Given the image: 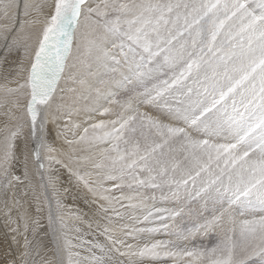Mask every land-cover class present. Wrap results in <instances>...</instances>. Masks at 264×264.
I'll list each match as a JSON object with an SVG mask.
<instances>
[{
  "label": "snow or ice",
  "instance_id": "1",
  "mask_svg": "<svg viewBox=\"0 0 264 264\" xmlns=\"http://www.w3.org/2000/svg\"><path fill=\"white\" fill-rule=\"evenodd\" d=\"M0 75V264H264V0H0Z\"/></svg>",
  "mask_w": 264,
  "mask_h": 264
},
{
  "label": "bare ground",
  "instance_id": "2",
  "mask_svg": "<svg viewBox=\"0 0 264 264\" xmlns=\"http://www.w3.org/2000/svg\"><path fill=\"white\" fill-rule=\"evenodd\" d=\"M35 2H39V0H35ZM33 30H35V29H33ZM91 39H93V37L88 35L86 33L85 29L81 28L78 31L77 39L74 43L73 60H71V62H75L77 64V69H74L73 71H79L81 73H84L86 81L89 83H94L97 78L94 76L93 77L87 76V72L89 71V66H91L92 71H95V59H94L95 58V52L89 53V40H91ZM34 41L35 40H33V42ZM108 47L112 51H118L116 49H111L110 45ZM22 55H23V52L21 50V52L18 54L13 53L12 58L16 57L14 59H18ZM117 58H119V57H117ZM1 80H2L3 84L5 85L6 81L3 79L2 75H0V81ZM65 86L66 85L62 81L61 87H65ZM67 86L80 88V85L72 84L70 81L68 82ZM7 87L15 88L16 84L14 82L7 83ZM0 92H2V91H0ZM69 95H71V94H69ZM100 119H109V117L97 115L93 118L92 122H98ZM3 122H4V117L2 115V110H0V126H2ZM25 131H27V129H25ZM81 133H82V129H81ZM16 143L18 145H22V140H18V141H16ZM59 146H60V144H59V142H57V147H59ZM17 154L19 155V152ZM14 164H15V167L13 168V171L17 175H22V172H23L22 166L17 162H14ZM56 167H59V166L57 165ZM61 173H62L61 179L62 180L66 179V173L64 172L63 169H61ZM32 178H33V181L35 182L36 178H34V176ZM108 186H111V182H109ZM113 194L116 196H120L121 194H123L125 196H130V197H136L137 196V193L135 191L128 190L127 188L124 189L123 193L117 191V192H114ZM136 202L137 201L135 199L132 200V203H136ZM68 203H71V202L69 201ZM122 203L127 204L128 201H122ZM145 203H146L147 207H153L154 206L155 208L168 209V208H165L163 206H160L161 203L159 200L158 201L157 200L156 201L148 200ZM120 210L123 211V209H120ZM136 214L141 215V212L138 211ZM68 223H69L70 227L74 225L75 227H79L81 229L80 233H76L75 231H72L69 233V236L72 239L73 244L80 243V241L76 238L77 236L82 237V239L84 241L97 240L98 239L100 242H104V237L99 236V234L95 230V226H93V229L89 230L86 223H82L79 221H72V220H69ZM139 226L140 227H151V226H154V224L142 223ZM151 239L153 242H155L156 240L174 239V237H169V236H167L161 232V233L153 234L151 236ZM73 252H80L81 256L87 255L85 248H73ZM74 259H75V257H74ZM186 260H187V257H180V256L162 257L161 258V264H165V262H166V264H181V261H186ZM65 264H67V253H65Z\"/></svg>",
  "mask_w": 264,
  "mask_h": 264
},
{
  "label": "rangeland",
  "instance_id": "3",
  "mask_svg": "<svg viewBox=\"0 0 264 264\" xmlns=\"http://www.w3.org/2000/svg\"><path fill=\"white\" fill-rule=\"evenodd\" d=\"M35 31L36 30H33V40H35ZM14 58H16V57H13V59ZM69 63H73V62H71V60H70ZM165 78L166 77H162L161 79H165ZM0 86H4L2 80L0 81ZM2 96H3V93L0 92V98H2ZM34 178H36V177L34 176ZM48 191L51 192V189H49ZM142 191L145 195H153V194L156 195L158 197L157 201L159 200L161 203L160 206H163V207L168 208V209H173V208L177 207V204L172 200H165L164 201L163 199H159L160 192L158 190L143 189ZM185 222H187V217L185 218ZM188 226L191 227V224H189ZM193 240H194V243L188 244L189 248L190 247L192 248V247H201V246H211V244L216 242L215 239L210 240L209 238L199 237V236L193 237Z\"/></svg>",
  "mask_w": 264,
  "mask_h": 264
}]
</instances>
